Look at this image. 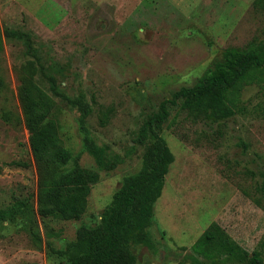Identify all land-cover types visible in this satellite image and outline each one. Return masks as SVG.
<instances>
[{
  "label": "rangeland",
  "instance_id": "rangeland-1",
  "mask_svg": "<svg viewBox=\"0 0 264 264\" xmlns=\"http://www.w3.org/2000/svg\"><path fill=\"white\" fill-rule=\"evenodd\" d=\"M0 27L28 33L39 59L22 40L3 37L0 211L12 209L13 217L0 219V264H59L50 247L64 248L80 226L97 225L124 177L140 168L151 141L138 143L139 129L160 102L196 84L224 49L264 47V0H0ZM30 63L54 100L51 116L64 145L98 173L79 220L36 213L37 175L18 98L19 73ZM42 71L68 96L86 95V127L107 158L122 159L116 167L101 168L83 149L80 112L49 92ZM240 100L233 117L206 125L169 107L160 134L174 160L147 229L152 247L138 246L135 264H202L191 246L211 222L247 252L262 239L264 66Z\"/></svg>",
  "mask_w": 264,
  "mask_h": 264
},
{
  "label": "trees",
  "instance_id": "trees-1",
  "mask_svg": "<svg viewBox=\"0 0 264 264\" xmlns=\"http://www.w3.org/2000/svg\"><path fill=\"white\" fill-rule=\"evenodd\" d=\"M257 2L259 0L253 5ZM3 37L22 40L38 62L28 33L0 27V49ZM32 65L30 63L19 73L18 98L37 175L36 213L43 220L50 217L79 220L86 211L91 184L97 181L98 173L82 168L64 145L58 124L51 116L54 100L35 81ZM263 66L264 47L259 51L224 49L213 61V69L196 84L181 87L170 98L162 100L158 110L139 129L137 142L151 141L142 155L140 168L124 177L121 187L103 209L99 223L93 227L80 226L76 238L64 248L48 246L63 260L59 264H135L137 247H152L147 229L153 223V207L161 196L165 175L174 160L160 134L169 116V107L179 105L188 119L201 120L205 125L226 121L240 111L244 84L258 76ZM42 74L49 81V92L80 112L78 128L83 149L101 168L116 167L122 159L118 155L107 158L86 127L85 119L91 113L86 95L80 93L70 97L52 75L44 71ZM107 117L108 112L101 116V124ZM12 217V209L0 211V219ZM35 234L40 236L38 231ZM191 250L204 259L202 262L194 260L202 264H264V235L256 248L247 252L218 223L211 222Z\"/></svg>",
  "mask_w": 264,
  "mask_h": 264
},
{
  "label": "crops",
  "instance_id": "crops-1",
  "mask_svg": "<svg viewBox=\"0 0 264 264\" xmlns=\"http://www.w3.org/2000/svg\"><path fill=\"white\" fill-rule=\"evenodd\" d=\"M255 2V0H253V3Z\"/></svg>",
  "mask_w": 264,
  "mask_h": 264
}]
</instances>
